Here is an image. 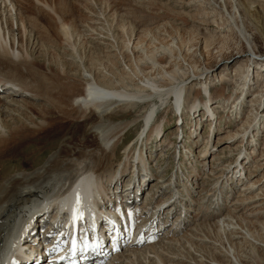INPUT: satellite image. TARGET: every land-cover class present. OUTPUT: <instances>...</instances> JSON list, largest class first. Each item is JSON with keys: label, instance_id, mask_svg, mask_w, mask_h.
I'll use <instances>...</instances> for the list:
<instances>
[{"label": "rangeland", "instance_id": "rangeland-1", "mask_svg": "<svg viewBox=\"0 0 264 264\" xmlns=\"http://www.w3.org/2000/svg\"><path fill=\"white\" fill-rule=\"evenodd\" d=\"M6 4L9 11L3 14L8 17L6 26L12 32L11 41L16 43L15 51L18 52L17 48L22 46L24 54L30 58V64L33 63L45 73L48 79L46 83L56 85V88H51L55 98L72 95L92 77L102 86L129 92H136L138 86L146 84L150 89L154 83L161 90L165 89L161 99L155 98L152 102L156 112L150 120L160 125V130L147 143H144L145 135L142 138L140 133L146 127L144 115L148 114L151 103L128 104L113 109L114 118L111 119L114 122L129 123L131 126L119 141L117 154L121 158L115 155L111 167L112 170L116 169L119 161L122 160V164L129 153V161L134 160V164L140 163L144 168L145 160L141 157L138 159L141 153L146 158V170L153 172L154 168L155 172H159L153 184L148 186L150 192L157 189L160 193L164 190L156 201L167 199L172 193L183 194L175 205L182 207L187 215L181 212L178 216L179 211L171 217L173 212L164 210L169 202L162 207L163 213H167L163 220L165 223L169 221L170 225L159 235V243L155 247L159 253L171 256L167 263H175L179 256L190 261V254L184 250V245L191 243L188 240H200L197 244L201 245L213 240L218 244L216 236L221 235L224 239L222 224L226 225L231 215L233 223L235 220L241 221V230L248 238H251V232L246 230L245 219L248 220L247 224L252 222L258 230L260 225L264 227V92L257 105L259 107L250 110L258 97L256 89L262 87L264 71L252 68L251 73L250 69L246 80L251 81L252 78L253 83L250 82L248 86L247 83L243 86L241 77L232 76L234 69L238 66L243 69L249 58L246 44L235 38V31L249 43H255L259 34L252 20L255 17L245 15L241 3L236 0H6ZM0 12H3L2 9ZM3 23L5 28V21ZM62 28L66 30L68 38L63 35ZM7 30L0 32L6 33ZM21 36L23 40L19 47L18 38ZM34 46L37 48L33 49ZM239 52L244 54L236 57L234 62L227 60ZM192 65L197 66V72L202 74L193 80L187 78L192 74ZM21 70L25 72V68ZM258 79L260 81L256 82ZM180 86L181 102L176 101L173 93L165 95L167 89L175 90ZM246 89L249 90L244 94ZM209 92L216 98L211 103L213 115H209L210 112L201 105L207 100ZM5 94L0 93V97ZM230 95L232 97L227 103L225 99ZM194 98H197L198 104L196 108H191ZM25 100L28 102L22 108L26 113L46 111L53 114L57 134L54 141L45 137L36 139L35 144L30 145L25 141L29 136H23L25 132L17 137L0 129L6 136L2 137L6 143L0 151V161H6L5 167L13 171L12 174L21 172L17 169L19 160L31 146L39 150L37 156L42 159V156L51 154L53 148L54 151L60 147L64 137H68L73 145L79 142L82 135L86 136L87 142L94 141L90 135L83 134L84 117L77 121L58 116L56 107L47 105L48 101L33 99L29 94ZM176 107L180 109V120ZM64 109L71 111V108ZM126 111L130 112L126 114ZM92 112L88 109L86 113L94 118ZM252 113L256 119L245 128ZM141 114L143 116L137 119ZM12 115V111L2 113L0 120L10 123ZM110 115L106 114L105 119L109 120ZM133 119H137V122H132ZM243 129L244 134L241 132ZM148 161L152 162L149 164ZM129 164L133 167L132 163ZM121 167L117 168L116 173L122 176L123 179L118 182L121 184L124 181L123 186L133 175L131 171L134 168L121 171ZM137 170L140 169L135 172ZM149 181L140 183L142 188ZM248 196H255V199L246 201ZM177 217H183L184 224L187 222L180 231L172 229ZM217 222L221 231L219 225L216 226ZM250 228L253 232V225ZM254 232L256 240L264 244L257 237L258 232ZM200 234L208 235L207 240L202 241ZM197 237L200 238L197 240ZM252 240L236 239L235 242L240 244L234 245L235 248L238 246L235 251L246 257L256 255L255 247L261 243L255 244ZM182 241L184 244L180 246ZM191 252L194 253L193 257H198L200 253ZM149 255L153 254L150 252ZM135 258H131V262L127 258L126 264H149L153 261L148 257L145 260H140L141 256ZM121 259L116 264H120L123 257Z\"/></svg>", "mask_w": 264, "mask_h": 264}, {"label": "bare ground", "instance_id": "bare-ground-1", "mask_svg": "<svg viewBox=\"0 0 264 264\" xmlns=\"http://www.w3.org/2000/svg\"><path fill=\"white\" fill-rule=\"evenodd\" d=\"M236 1L242 4V12L245 15L255 17V19L252 20L255 21V25L257 26L259 31L255 43H249L246 39H243L242 36L239 37V35H237L236 33L237 31H235L236 37H234L246 44V52H249V58L247 60L246 66L243 69H241V67L239 66L234 69V74L232 76H237V78L241 77L243 86L246 83L248 86L250 82L253 83L252 78L251 81H249L250 79L248 81L246 80L250 69L251 73L252 68L258 69L259 72L264 71V0ZM6 7V0H0V9H2L3 11L0 12V31L3 29H5L6 31L8 29V27L6 26L8 17H4L3 14L5 11L6 13L9 11V9H6ZM19 8L23 9L22 6H19ZM217 9H219V7ZM20 18L22 24V16H20ZM3 21H5V28L4 26H2V24L4 25ZM61 30L64 32L63 35L67 37L68 34L66 30H63V28ZM10 33L12 34L10 30H7L6 33L4 31L0 32V82H3L0 85V93H7L5 94V96L0 97V114H7L9 111H12L13 115L12 121L10 120V123L7 122V120H0V129L3 128V131H5L6 134L13 133L17 137L19 136V134L21 135L23 134V132H25L26 135L23 136H29L25 141L30 142V145H34L36 139L40 140L42 138L44 139L45 137H50L52 138V141H54L57 130L54 129L56 118L52 116L53 114L46 111H44L43 113L36 112V114H30L26 113L23 110L24 103L28 102L25 100V97L27 94H29L33 99L44 100L45 102L48 101L46 102L47 105H50L53 108L56 107L58 109V116L69 117L70 119L77 121L82 120V118L84 117L85 120H83L82 126L84 128L83 134L90 135L91 138H94V141L92 143H89L85 140L86 136L84 137V135H82L79 142L73 145L68 137H64V139L62 140V145L60 144L61 146H58L54 151L53 148L51 154L45 157L42 156V159L38 158L37 156L39 150L33 149V146H31L32 148H29L27 150V153H24L25 156L19 160L20 166L19 168L17 167V169L21 172H18L17 174H12L13 171L5 167L4 162L6 161H0V264L1 258L5 256L7 252H11L14 255L16 254L18 250H16L17 243L21 232L24 228L30 226L32 223L33 224L31 225L32 227H30V229H33L35 227V222H37L38 218L42 217L45 213V211H43V207L46 206L48 208V206H50L51 204L55 205L57 202L56 209L58 208V206H60L58 210L61 211L67 205H69L70 207L76 205V198L77 195H79V204L77 205L83 206L90 214H97L93 206V202L95 204L96 202L92 200L91 203L90 198H97V195L99 194L101 196V200L103 198L105 201L111 199L113 191H110V186L122 179L120 173H116V171L112 170V159L115 155H118L117 149L120 146L119 141L121 137L125 135L127 128L131 126L129 125V123L114 122L111 119L114 118V114L112 113L115 110L113 109L117 107H123V105L128 104L135 105L140 103H151V106L148 107L149 109H147L149 110L148 114L146 113L144 115L146 123L145 125L147 126V124L150 122L148 126L149 128L147 129L144 137V143H147V141L150 140L152 136L155 137L160 130V125H158L154 121L151 122L150 120L154 115V112H156L154 111V104L152 102L155 98L161 99L165 91V89L161 90L160 88H158V85L154 83V85L150 86V89L148 87V84H146L138 86L136 92H129L118 88L102 86L96 82L95 78L92 77L87 80L84 87L78 89L72 95L63 98H55L51 93V88H56V85L52 83H46L48 79L46 78L45 73L37 69L33 65V63L30 64V58L29 56H26L24 54L23 47L21 46L20 41L23 40L22 36L18 38V41L20 42V45L18 46L21 47L17 48L19 50L18 52L15 51L14 45L16 43L14 40L11 41ZM41 39L43 40L44 36H42ZM36 48V46L33 47V49ZM242 54H244V52H239L236 54L234 53L227 60H231V62H234ZM249 60L251 61V63H248ZM224 62L222 63L224 64ZM218 64L219 63H217L213 67H216ZM213 67L211 68L214 69ZM24 68L25 72L21 70ZM197 69V66L192 65V74L188 75L187 78H191L192 80L199 78L202 74H199L197 72ZM34 71L38 72V74H36ZM4 81H9L11 82V84L7 85L6 83H4ZM258 81H260V79L256 80V82ZM261 85L262 87H259L255 91L259 93H257L258 97L254 101L252 100L254 106L251 107V111L259 107L257 105L259 104L260 98L264 92V79L261 82ZM167 90L168 91L165 94L166 96L173 93L176 97V101L181 102L182 86H180L178 89L176 88L175 90ZM248 90L249 89H246L244 94H246ZM14 93L16 94L14 95ZM42 94H44L45 96ZM12 95L14 98L12 97V99H10V96ZM231 97L232 95L228 96L225 99L227 103H229L228 101H230ZM215 100L216 98L214 97V94L212 92H209L207 100L201 102V105H203L205 109L210 112L209 115H213L214 111L212 110L211 103L215 102ZM196 102L197 98H194L191 104V108H196L198 104ZM6 104H12V106L14 107H10L11 109L7 108L5 107L7 106ZM64 107H66L67 109L71 108V111L64 109ZM88 109H91L93 111L92 113L94 114V118L89 117V115L86 113ZM129 112L126 111V114H128ZM106 114H111L109 120L105 119ZM251 115V120L248 121L245 128L249 127L254 119H256L253 113ZM141 116H143V114L137 116L136 118L138 119ZM207 117L208 115L206 116V119ZM137 119H133L132 122H137ZM5 128L6 130H4ZM145 128L146 127H143L140 136H142ZM244 131L245 129L241 130L242 133ZM5 133L0 130V151L6 143V141L2 139V137L5 136ZM130 143L131 142H129L128 144ZM132 146L133 144H131L130 149ZM18 155L22 156V154H17L16 156ZM128 155L129 153L122 163L123 166L121 167V171H125L127 168L130 169L132 166L129 163H132V165H134V160H130V162ZM131 157H133V154L131 155ZM140 157L144 160V157L141 153H139L138 159ZM144 164V172L137 170V178L135 177L128 180V183L133 182L135 184L137 182V188L141 190L143 188L142 184H140L139 179H144L146 182L152 179V176L146 173L147 170L145 161ZM131 172L133 173L134 170H132ZM101 176L106 177L105 179H102ZM263 179L261 178V181H263ZM118 184H120V182H118ZM125 190L126 189H124L123 191ZM120 191L123 192L122 190ZM163 191L161 192V194H163ZM181 195L178 196L181 197ZM154 196L155 193H152L151 200L154 198ZM255 196L246 197V201L247 199L252 200V198H254ZM86 197H88V199H86ZM163 200L167 199H162L158 203H156L155 207H151V209L153 208L154 212L158 214L161 213V216L163 214V211L170 206L169 204L167 207H165L164 210L163 208H160ZM175 200L176 199L172 201L175 202ZM150 203L151 201L148 203V206ZM176 207L177 206L173 208V213L171 215L175 214V209L178 210V208ZM106 208L110 211L112 210L110 204H108ZM170 209L171 207L169 208V210ZM97 210L103 212L100 209V206ZM144 215V221H142L143 224L147 222L146 219L149 217L148 211L145 212ZM153 215L154 214L152 212L150 217ZM231 218H233L232 215ZM231 218L226 220V225H223L224 223L222 224L223 233H225L224 239L220 235V233V236L215 235L216 240L219 242L218 244L213 240H208V243H202L203 245L197 244L198 242H200V240L197 242L194 241L195 244H193V240H188L191 243H188L187 241L186 243L188 244L184 245L185 248H183L186 253L190 254V261H187L182 256L178 257L177 254L176 256L179 258V260L175 261V263H172V261L170 262V264H264V254L262 253V251L264 252V244L256 240L257 238L255 237L254 232H258L257 237H259L260 241L264 243V227H261L260 225V229L258 230L256 229L257 226L252 224V222H250L251 224H247L248 220L244 218L247 226L246 230L248 232H251L249 234L253 239L252 243H261L260 245H257L255 247L256 255L246 257L235 251V249H237L238 247H234V245L238 244V242L235 241L238 238H245L248 242H250L251 238H248L247 235L244 234V232L241 230V228H243V226L241 225V221L235 220V222L233 223L231 221ZM218 225V229L219 231H221L222 229L219 222L216 223V226ZM251 225H253V232L250 228ZM157 228L158 227H156V219H153L147 223V227L145 230H143L142 235L137 232H134L131 235L129 246H139L145 242H148L149 246L142 250L136 248L129 250L128 253H123V264L128 263V261L126 262V260L128 259L131 262V258H135L136 256H141L140 260H145L147 257L151 258V256H154L150 259L153 261H150L151 263L149 264H169L167 263L169 255L159 253V251L157 250L158 248L156 249L155 247L156 245L151 244V242L158 234L159 229L157 230ZM145 232H148L147 235H145ZM196 236H198L197 233ZM199 236L201 237L199 238L203 241L207 240L206 237L208 235L200 234ZM26 238V236L23 237V239ZM152 238L153 240H150ZM199 238L197 237L196 239L198 240ZM171 240L172 239H170V242H173ZM10 243L14 247L11 248ZM126 244H128V242ZM183 244L184 242L180 246H183ZM201 249H205V251H201ZM192 250L200 252L198 257L195 255V258L193 257L194 253L191 252ZM150 252L153 255L150 256ZM174 256L175 255H173V259ZM170 258L171 256L169 257V259ZM137 260L139 261L138 258L136 259V261ZM120 262L122 263V261Z\"/></svg>", "mask_w": 264, "mask_h": 264}, {"label": "snow or ice", "instance_id": "snow-or-ice-1", "mask_svg": "<svg viewBox=\"0 0 264 264\" xmlns=\"http://www.w3.org/2000/svg\"><path fill=\"white\" fill-rule=\"evenodd\" d=\"M77 204H79V195H77ZM73 219H82V213H77L74 215Z\"/></svg>", "mask_w": 264, "mask_h": 264}]
</instances>
